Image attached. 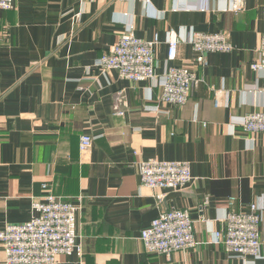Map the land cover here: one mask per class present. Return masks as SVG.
Here are the masks:
<instances>
[{"label": "crops", "instance_id": "crops-1", "mask_svg": "<svg viewBox=\"0 0 264 264\" xmlns=\"http://www.w3.org/2000/svg\"><path fill=\"white\" fill-rule=\"evenodd\" d=\"M13 2L0 10V230L28 221L47 183L72 203L82 196L81 254L61 255L55 264H248L212 236L229 196H237L236 210L254 201L264 208V131L246 133L238 122L264 110V70L249 67L264 52V0H243L239 12L226 10L230 0ZM130 22L136 37L156 40L153 79L134 83L94 66ZM169 30L180 42L166 61ZM193 31H223L233 48L207 52L206 64H196L184 41ZM167 64L190 66L202 81L184 105L146 111L159 99ZM120 91L125 112L116 115ZM82 134L92 137L85 151ZM149 158L188 162L192 180L181 189L142 185L136 164ZM171 208L189 211L196 246L145 252L141 230ZM260 255L254 264H264L263 243Z\"/></svg>", "mask_w": 264, "mask_h": 264}, {"label": "built area", "instance_id": "built-area-1", "mask_svg": "<svg viewBox=\"0 0 264 264\" xmlns=\"http://www.w3.org/2000/svg\"><path fill=\"white\" fill-rule=\"evenodd\" d=\"M128 1V0H120ZM14 8L13 0H0V10ZM226 10H243V0H230ZM180 36L174 30L168 31L166 61L174 60ZM195 53L196 64H206L207 52H227L233 46L227 34L219 32L193 31L184 36ZM156 40H144L134 35L132 22L126 24L115 42L99 56L94 66L101 72L115 70L120 78L137 83L153 79L156 76L155 59ZM254 70H264V52L257 60L249 63ZM160 78L159 99L145 105L144 110L161 112L160 105L170 104L180 107L188 99L191 87L202 81L193 68L187 65H169L164 68ZM120 95L114 98V114L123 115L124 107H119ZM242 130L249 134L264 131V110H254L239 117ZM92 143L89 134H82L79 150H87ZM141 184L153 190L181 189L191 180L190 165L180 160H158L149 158L137 162ZM42 194L33 198L31 218L23 223H8L0 230V245L5 254L4 264H55L58 257L69 256L74 251L81 254V245L77 242V216L81 210L82 196L75 204L63 196L54 194L47 183L41 184ZM157 200L163 194L156 193ZM237 196H229L226 205L229 208L219 230L213 232L212 241L222 244L232 256L242 258L248 264H254L261 257L259 224L264 219V208L256 201L247 208L236 210ZM194 220L187 209L171 208L160 213L140 232L139 238L145 252L169 255L177 250L194 248L197 244L193 235ZM251 257V260H246Z\"/></svg>", "mask_w": 264, "mask_h": 264}]
</instances>
